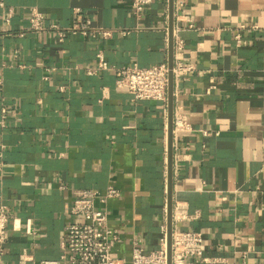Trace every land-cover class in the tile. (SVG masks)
Masks as SVG:
<instances>
[{
    "label": "crops",
    "instance_id": "crops-1",
    "mask_svg": "<svg viewBox=\"0 0 264 264\" xmlns=\"http://www.w3.org/2000/svg\"><path fill=\"white\" fill-rule=\"evenodd\" d=\"M177 1L137 15L130 0H0V191L11 207L0 264H18L24 248L30 264L58 258L77 190L111 184L121 190L106 203L120 233L113 255L131 264L134 246L160 247L169 99L135 100L113 70H87L100 49L117 65L169 63L177 28L194 68L174 86V111L183 108L190 128L173 132V202L188 206L183 226L204 233L207 260L197 264H264V0ZM32 7L62 26L81 7L112 36L69 33L60 43L57 31L27 27Z\"/></svg>",
    "mask_w": 264,
    "mask_h": 264
},
{
    "label": "built area",
    "instance_id": "built-area-1",
    "mask_svg": "<svg viewBox=\"0 0 264 264\" xmlns=\"http://www.w3.org/2000/svg\"><path fill=\"white\" fill-rule=\"evenodd\" d=\"M154 0H130L133 11L141 15L145 7ZM180 5V0L177 1ZM74 21L71 25L62 26L59 23L47 22L45 13L38 7H32L28 28L42 32L54 30L58 32V41L62 43L67 34L82 35L83 37L109 38L112 29L99 27L93 24L91 17L85 15L81 7H74ZM14 9L9 8V15L5 18L7 24L11 23ZM190 21L189 27H195L193 16L185 13ZM246 28L242 24L241 29ZM20 35H25L23 31ZM174 37V64L170 67L168 62L141 66L137 62L117 65L111 63L102 49L96 53L97 64L87 70L88 74H97L101 70H113L116 85L126 89L133 99H157L165 105L169 99L170 73L173 72L174 84H177L185 71L194 68V63H187L183 59L185 40L180 36L179 29L173 30ZM241 40L240 33L236 35ZM49 70V68H48ZM48 77V75L46 76ZM0 85L2 81L0 79ZM1 89V86H0ZM65 89V85L61 86ZM8 107L2 106V114L6 118ZM190 128L187 115L182 107L174 111L173 132L175 137L181 131ZM205 134L211 131L202 129ZM3 147L0 150V167L3 165ZM264 169V159L263 166ZM121 190L108 185L105 189L95 187L80 188L77 190L71 213L75 219L66 224L61 240V253L55 259H42L38 264H128L125 258L113 255V248L120 238L119 229L110 225L109 211L106 207L108 199L119 197ZM99 203V204H98ZM101 203V204H100ZM191 217L188 206L181 200L173 202V230L171 236L172 264H197L200 260H207L204 253L207 243L204 233L199 230L185 228L182 222ZM11 220V207L5 195L0 191V249L4 251L8 242ZM26 231H33L31 219L26 223ZM169 227L167 220L161 224V245L158 249L146 251L144 247L134 246L131 264H169ZM18 264H30L33 255L29 249L24 248L18 256Z\"/></svg>",
    "mask_w": 264,
    "mask_h": 264
},
{
    "label": "water",
    "instance_id": "water-1",
    "mask_svg": "<svg viewBox=\"0 0 264 264\" xmlns=\"http://www.w3.org/2000/svg\"><path fill=\"white\" fill-rule=\"evenodd\" d=\"M171 6L174 7V0H171ZM173 12V11H172ZM173 30V29H172ZM173 34V31H172ZM173 42V38H172ZM174 64V51L170 59L169 65L173 68ZM174 75L171 71L170 73V83H169V109H170V128H169V158H168V175H169V199H168V227H169V264H172L171 261V236L173 230V194H172V182H173V118H174Z\"/></svg>",
    "mask_w": 264,
    "mask_h": 264
}]
</instances>
